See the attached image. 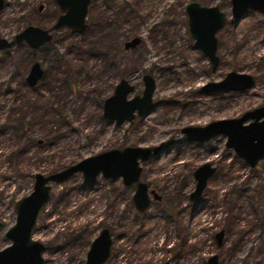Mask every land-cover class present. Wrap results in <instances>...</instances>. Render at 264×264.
Wrapping results in <instances>:
<instances>
[{
    "label": "rangeland",
    "instance_id": "obj_1",
    "mask_svg": "<svg viewBox=\"0 0 264 264\" xmlns=\"http://www.w3.org/2000/svg\"><path fill=\"white\" fill-rule=\"evenodd\" d=\"M128 1L137 4L145 16L137 31L141 43L136 48L123 50L116 61L125 70V79L135 86L133 95L141 94L144 75L154 78L156 89L148 115L117 126L102 117L97 103V93L103 88L108 87V95L112 93L108 85L112 80L104 83L90 77V65H96L94 61L82 65L76 59L85 58L84 51L97 39L104 36L100 42L110 44V32H120V21L117 23L109 5L96 0L89 6L87 18L91 25L83 40L81 36L70 38L67 30H61L53 33L51 43L30 51L13 38L27 26L50 28L60 14L54 0H4L0 10V38H6L9 47L0 51V58L5 52L8 54L7 63L0 64V123L8 120L11 111L26 101L35 105L32 110L36 109L37 114L53 113L49 93L40 89L44 81L34 91L22 86L21 79L33 62L41 64L51 75L49 79L62 78L66 67L71 65L73 72L81 65L84 72L79 78L81 81L74 80L75 91L63 96L62 114L55 116L58 124L63 125L55 138H45L46 128L36 116L37 122L28 129V134L0 133V219L5 229L14 224V202L31 192L36 173H51L114 147L162 145L164 150L160 155L142 164V177L159 191L163 200L160 203L152 200L137 221L134 220L133 188L124 186L121 179L111 181L99 176L95 183L88 185L83 183L81 173H75L61 183H51L50 199L40 211L33 232V237L45 244L44 264H83L89 248L85 238L91 240L104 226L113 234L111 255L105 264H137V259L140 263H166L171 247L167 241L174 242L176 232L173 228L167 229L163 203L175 199L179 191L183 199L177 208L181 209L182 220L188 226L189 242L198 241L199 248L180 264H201L202 259L206 262L212 254L218 256L219 264H263L264 159L250 168L225 147L222 135L200 146L183 143L185 135L181 128L237 117L264 104V16L248 11L236 23L231 19L230 0ZM191 1L206 7L218 6L227 17L216 34L220 64L214 73L208 59L193 48L188 33L185 6ZM108 18L115 24L105 25L102 31L103 22ZM122 26L121 40L129 37L125 44L133 39L131 32L135 30L127 23ZM73 44L82 50L62 58V67L58 62L54 67L55 51L65 55ZM58 71L60 74L56 75ZM230 71L253 76L255 88L217 96L199 93L202 85L219 81ZM17 148H22L21 155L15 153ZM206 161L216 165L217 173L208 180L200 200L190 202L187 194L194 187L193 170ZM198 206L199 211L193 215ZM119 214L126 217L124 229L128 233L116 238V233L122 231L117 227ZM5 229L0 236L1 246L9 243L3 238ZM220 229L224 230V237L217 246L214 234ZM142 238L146 244L136 240ZM128 257L132 259L130 263Z\"/></svg>",
    "mask_w": 264,
    "mask_h": 264
},
{
    "label": "water",
    "instance_id": "obj_2",
    "mask_svg": "<svg viewBox=\"0 0 264 264\" xmlns=\"http://www.w3.org/2000/svg\"><path fill=\"white\" fill-rule=\"evenodd\" d=\"M60 11L55 23L48 29L27 26L17 33L13 40L17 44L24 43L30 49H39L49 43L52 33L69 30L71 34H82L86 28V19L91 0H54ZM4 0H0V10ZM231 19L236 23L244 18L247 10L264 15V0H230ZM41 10V6L39 7ZM188 33L193 41V48L199 50L209 60L212 70L219 65L216 55V33L226 22V15L218 6L206 7L197 1H191L185 6ZM141 39L135 37L124 44V49L135 48ZM9 46L6 38H0V51ZM43 77V70L39 63H34L26 77L29 87H35ZM144 89L141 96L129 99L134 87L128 80L122 79L115 87L112 96L104 100L103 117L120 125L124 121H131L135 117L149 112L156 82L151 75L142 77ZM255 87V80L251 75L229 72L218 82L207 83L202 90L205 92L243 91ZM186 142L205 141L217 135L226 137V147L231 148L235 155L242 159L250 168L264 159V106L253 109L238 117L220 118L205 125H187L181 128ZM40 141V140H39ZM163 151L162 145L141 146L127 145L110 148L83 159L55 172L34 175V183L29 194L14 202L15 222L5 229V223L0 220V236L9 243L1 247L0 264H43L42 251L44 245L33 238V231L39 212L49 201L51 183H61L75 173H81L84 183H94L100 175L107 180L121 178L123 185L134 186L132 202L138 212L145 211L150 204L151 196L159 199L154 189L149 190L146 182L141 180V164L153 155ZM215 168L209 163L198 166L193 177L195 186L189 194V200L195 202L204 190L209 177ZM223 230L216 233L217 245L222 244ZM113 237L109 228L103 227L99 234L91 241L86 253L84 264H104L110 256ZM206 264H219L218 256L212 254Z\"/></svg>",
    "mask_w": 264,
    "mask_h": 264
},
{
    "label": "trees",
    "instance_id": "obj_3",
    "mask_svg": "<svg viewBox=\"0 0 264 264\" xmlns=\"http://www.w3.org/2000/svg\"><path fill=\"white\" fill-rule=\"evenodd\" d=\"M108 7L110 8V11L112 12L115 19L117 20V23L120 21L118 23V28H120V32L114 31L113 34L110 32L108 36L109 40H111L110 44H104L100 42V40H102L104 36L101 39H99V41L97 39L93 43L90 42L93 44V46L89 47L88 48L89 50L86 49L84 51V53H87L86 57L83 58L81 56L80 58L76 57V59L78 60V62H82V65H87L89 62L94 61L93 63L96 65H93V66L90 65V69H91L90 77L101 79L102 80L101 82H104V83H106V81H109L111 79L112 82L114 83L115 80L125 78L126 76L125 70L123 69V67H121V63L116 61V57H118L117 55L123 52L124 41L129 40L128 39L129 37L127 36H125L121 40V29L123 28L122 25L125 23L131 25L132 29L135 30L131 32L133 33L131 35L132 36L131 38H134L138 36V32H137L138 26L141 22L145 20V16H143L142 11H140L137 4L133 5L128 0H116V2L114 1ZM112 23L114 22H111L109 18L105 19L101 27V30L103 31L105 29V25L109 26ZM89 25H91V23H89ZM85 34L81 36L82 40L84 37H86ZM93 36L95 37L96 35L93 34ZM68 37L71 38V37H76V36L68 35ZM79 47L75 44H73V46H69L67 48L65 55L69 56L73 52L79 53L82 50V48H79ZM6 53L7 52H5L4 56L0 58V64L7 63L8 54ZM55 53H56L55 56L57 57V61L54 60L53 66L54 67L57 66L56 62H58L59 66H61L60 59L58 58V56H64V55H59L56 51ZM98 61H100V63H97ZM82 65H81V68L80 66H78L79 69L74 70V72H73V69L71 68L72 65L71 67L70 66L66 67L67 73L64 72L65 75L62 78H58L57 76L55 77L52 76L53 79H49L51 77L48 75V72H45V77L43 79L44 82L41 84L42 86L40 87V89H43L49 93L50 95L49 97L52 100L51 101L52 105L54 106L53 113L49 115L46 113L37 114L36 109L32 110V108H36L35 105L31 102L27 103L26 101L20 107L15 108L13 112L11 111L12 114H10L11 116L9 115L10 118L8 117V120H6L4 123H0V133L2 132L5 133L9 131L14 133L16 131H21V132L28 134V129L31 127V125L34 122L38 121L39 123L43 124V126L46 128L45 138L47 140H50L51 137L55 138L56 137L55 133H59L60 126L63 125V124H58L55 116L62 114L61 112L62 105H60V103H62V99L64 98L63 96H65L68 93H73L75 91V89L73 88L74 80L79 79L84 74L82 70ZM117 71H119V73ZM58 74H60L59 71L56 75ZM21 81L23 82V79H21ZM22 86L28 89L27 87L24 86L23 83H22ZM28 90L34 91L35 89H28ZM108 90L109 89L107 87L106 89L104 88L99 93H97V97H98L97 103L99 105L101 104L103 98H105V95ZM27 109H29V111H26ZM35 116L38 117L37 121H35ZM22 152H23L22 148H17V150H15V153L19 155H21ZM183 185H185V183H183ZM180 196H182V194L179 191L178 196H177L178 201L181 198ZM260 198L262 199V197ZM173 203H174L173 199L172 200L168 199L163 203V206L165 205L166 207L165 213L167 216L174 215L176 217L174 225H175V229H177L178 231L177 232L178 236L179 235L181 236L183 234L184 242L182 246H183V249L185 250L183 252V255L186 257L188 254L195 253L199 249L197 248L198 241H193V243L189 242L191 240V236H189L188 226L184 224V221L182 220L181 215H180L181 212L177 210V208L175 209V205ZM255 204L257 205L258 203L255 202ZM137 215L141 216V214L139 213ZM85 241L89 244L90 237L89 239L85 238ZM205 263L206 262L202 259L201 264H205Z\"/></svg>",
    "mask_w": 264,
    "mask_h": 264
},
{
    "label": "flooded vegetation",
    "instance_id": "obj_4",
    "mask_svg": "<svg viewBox=\"0 0 264 264\" xmlns=\"http://www.w3.org/2000/svg\"><path fill=\"white\" fill-rule=\"evenodd\" d=\"M93 1H96V0H91V3H90V5L93 3ZM103 1V3L105 4V5H109L110 6V4H112L114 1L116 2V0H102ZM89 5V6H90ZM41 6V5H40ZM39 6V7H40ZM38 7V10L39 11H41L42 9H43V6H41V10H40V8ZM59 10V9H58ZM248 11H252V10H247V12ZM60 12V11H59ZM247 12H246V14H247ZM254 12H256V11H254ZM246 14H245V16H246ZM60 14H58V16H59ZM263 15V14H262ZM58 16H57V18H58ZM87 16H88V14H87ZM244 16V17H245ZM264 16V15H263ZM57 18H56V20H57ZM55 20V21H56ZM242 20V19H241ZM240 20V21H241ZM226 21H227V17H226ZM235 22V21H234ZM55 23V22H54ZM226 23V22H225ZM86 25H87V28H86V30L82 33V34H80V35H78V34H71L70 32H69V30H67V33H68V35H71V36H82V35H84L85 33H87V31L89 30V27H90V25H89V23H88V18L86 19ZM225 25V24H224ZM223 25V26H224ZM63 30H66V29H63ZM221 30V29H220ZM61 31V30H60ZM59 32V31H58ZM218 32H219V30H218ZM55 33V32H54ZM217 34V33H216ZM53 33H52V39H51V41L53 40ZM137 37V36H136ZM135 38V37H134ZM133 38V39H134ZM51 41L49 42V43H51ZM49 43H47V44H49ZM141 43V42H140ZM139 43V44H140ZM21 44H24V43H21ZM47 44H45V45H47ZM26 45V44H25ZM45 45H43V46H45ZM43 46L42 47H40L39 49H41V48H43ZM9 47V46H8ZM136 48V47H135ZM7 49V48H6ZM29 50H34V49H30V48H28ZM39 49H36V50H39ZM123 50L124 51H126V50H130V49H124V45H123ZM59 55H63V54H59ZM216 55H217V50H216ZM67 55H64V56H58V58L60 59V60H62V58H65ZM205 56V55H204ZM218 56V55H217ZM206 57V56H205ZM207 58V57H206ZM218 58H219V56H218ZM209 61V60H208ZM37 61H35V62H33L31 65H30V67H29V70H28V72H27V74H26V76L23 78V84H24V86L25 87H27L28 89H36V88H38V86H39V84L43 81V79H44V77H45V70L42 68V66H41V64L39 63V62H37V63H39L40 64V66H41V69L43 70V77H42V79L38 82V84L35 86V87H29V85L27 84V82H26V77H27V75H28V73H29V71H30V68H31V66L34 64V63H36ZM210 63V62H209ZM219 64H220V58H219ZM218 67H219V65H218ZM218 67H217V69H218ZM217 69L215 70V71H213L212 70V67H211V64H210V70H211V72H216L217 71ZM230 72H235V71H230ZM20 73V72H19ZM229 73V72H228ZM227 73V74H228ZM236 73H238V72H236ZM49 76L51 77V75L49 74ZM225 76H226V74H225ZM224 76V77H225ZM223 77V78H224ZM253 77V76H252ZM222 78V79H223ZM254 78V77H253ZM122 79H125V78H121V79H119L118 80V82L120 81V80H122ZM222 79H220V80H222ZM127 80V79H126ZM219 80V81H220ZM254 80H255V78H254ZM118 82L116 83V84H113V83H108V85H110V89L112 90V93L110 94V95H108L107 93H106V95H105V98H103V100H102V102H101V104L99 105V107H100V109H101V115H102V117H103V104H104V100H106L107 98H109L110 96H112L113 95V93H114V90H115V87H116V85L118 84ZM214 82H218V81H214ZM107 83V82H106ZM129 83H131V82H129ZM142 83H143V81H142ZM208 83H210V82H208ZM112 84V85H111ZM132 84V83H131ZM207 84V83H206ZM206 84H204V85H202L200 88H199V93H203V94H208V95H215V96H217V95H221V94H225V93H231V92H234V91H227V92H205V91H203L202 90V88L206 85ZM133 85V84H132ZM112 86V87H111ZM255 86H256V80H255ZM133 87H134V91H133V93L129 96V99L130 98H133V97H136V96H141V94H142V92H143V90H142V92H141V94L140 95H133L134 94V92H135V86L133 85ZM255 87H253L252 89H254ZM104 89V88H103ZM143 89H144V85H143ZM155 89H156V86H155ZM252 89H247V90H252ZM247 90H243V91H238V92H244V91H247ZM108 92V91H107ZM155 92V91H154ZM153 97H154V94H153ZM261 106H264V104H262V105H260V106H258V107H256V108H259V107H261ZM153 107V101H152V105H151V108ZM151 108H150V110H149V112L147 113V114H145V115H142V116H138L137 115V112H135V117L131 120V121H124L123 123H125V122H129V123H131V122H133L135 119H137V118H142V117H145L146 115H148L150 112H151ZM256 108H253V109H256ZM253 109H251V110H253ZM251 110H248V111H251ZM248 111H246V112H248ZM246 112H244V113H246ZM243 113V114H244ZM242 114V115H243ZM239 116H241V115H239ZM236 117V116H235ZM238 117V116H237ZM104 118V117H103ZM225 118H232V117H225ZM105 119V118H104ZM220 119V118H219ZM105 120H107V119H105ZM216 120V119H215ZM109 121V120H108ZM211 121H213V120H211ZM211 121H209V122H211ZM112 122H114V121H112ZM209 122H207V123H209ZM123 123H121L120 125H122ZM207 123H205V124H207ZM205 124H203V125H205ZM117 126H119V125H117ZM196 126H202V125H196ZM220 135H222V134H220ZM217 136H219V135H217ZM217 136H215V137H213V138H211V139H209V140H205V141H192V142H187L188 144L189 143H194V144H196V145H198V146H200L201 144H203V143H205V142H208V141H210V140H213L214 138H216ZM222 136H224V135H222ZM225 137V136H224ZM186 142V138H185V140L183 141V143H185ZM38 143H41V140L39 141L38 140ZM225 143H226V137H225ZM225 143H224V145H225ZM124 146H127V145H124ZM124 146H120V147H124ZM163 147V146H162ZM225 147H226V145H225ZM114 148H118V147H114ZM227 148V147H226ZM227 149H230V150H232L231 148H227ZM108 150V149H107ZM163 150H164V147H163ZM233 151V150H232ZM163 152V151H162ZM235 154V153H234ZM160 155V154H159ZM155 156H157V155H153V156H151V157H155ZM87 157V156H86ZM151 157H149V159L151 158ZM83 159V158H82ZM148 159V160H149ZM81 160V159H80ZM147 160V161H148ZM79 161V160H78ZM147 161H145V162H147ZM243 161V160H242ZM77 162V161H76ZM145 162H143V163H145ZM244 162V161H243ZM73 163H75V162H72V163H70V164H67V165H65V166H63V167H61L60 169H63V168H65V167H67V166H69V165H71V164H73ZM142 163V164H143ZM204 163H209L212 167H214L215 168V172H214V174L211 176V177H209V179L210 178H212L216 173H217V167H216V165L214 164V163H212V162H209V161H206V162H204ZM204 163H202V164H204ZM245 163V162H244ZM141 164V166H142V172H141V180H143L144 182H146L144 179H143V177H142V174H143V165ZM202 164H200V165H202ZM246 164V163H245ZM200 165H198V166H200ZM197 166V167H198ZM196 167V168H197ZM195 168V169H196ZM59 169V170H60ZM194 169V170H195ZM194 170H193V172H194ZM55 171H58V170H55ZM55 171H53V172H55ZM100 176V175H99ZM98 176V177H99ZM98 177H97V179H98ZM101 177V176H100ZM69 178V177H68ZM67 178V179H68ZM103 178V177H102ZM97 179H96V181H97ZM118 179H121V178H118ZM193 179H194V177H193ZM208 179V180H209ZM107 180V179H106ZM117 180V179H116ZM65 181V180H64ZM95 181V182H96ZM111 181H114V180H111ZM94 182V183H95ZM122 182V181H121ZM194 182H195V180H194ZM84 183V182H83ZM147 183V182H146ZM207 183H208V181H207ZM85 184H88V185H91V184H93V183H85ZM123 184V183H122ZM147 185H148V189L149 190H151V189H154L156 192H157V194H159V199H154L152 196L150 197L151 198V200H150V203H151V201L152 200H154V201H156V202H158V203H160L162 200H163V198H162V195L159 193V191H157L155 188H153V187H151L148 183H147ZM125 186V185H124ZM194 186H195V183H194ZM206 186H207V184H206ZM206 186H205V188H206ZM126 187H130V188H133V193H134V190H135V187L134 186H126ZM194 188V187H193ZM204 188V189H205ZM193 190V189H192ZM191 190V191H192ZM190 191V192H191ZM204 191V190H203ZM203 191H202V193H201V196L195 201V202H198L199 200H200V198L202 197V195H203ZM190 192L187 194V198H188V200H189V194H190ZM133 195V194H132ZM185 195V194H184ZM182 198H180L179 199V201L177 200V197L175 198V199H173L174 200V204H175V206H176V208H177V206L178 205H180L179 203H181V199H183V195L181 196ZM190 201V200H189ZM191 202V201H190ZM163 203V202H162ZM134 205V204H133ZM150 205V204H149ZM43 209V208H42ZM41 209V210H42ZM134 209H135V213H134V215H135V217H134V220H136L137 221V217H139L137 214L139 213V214H141V216H143L142 215V213L144 212H138L137 210H136V208H135V206H134ZM165 209H166V207H165ZM165 209H164V219L166 220V226H168L167 227V229L169 230V227L170 228H173V230L176 232V237H174V238H172V240L173 239H175V241L174 242H170L171 240H168L167 242H168V245H170L171 244V247H170V249H169V252H170V256H167L166 257V263L165 262H163V263H160V264H180V262H181V260L183 261L184 259H185V256L183 255V252H184V249H183V246H182V244H183V242H184V238H183V234L180 236H178V234H177V229H175V220H176V217L174 216V215H166V213H165ZM199 209V206H198V208L197 209H195V211H194V213H193V215L195 214V213H197V211H199L198 210ZM177 210H179L180 212H181V218H182V211H181V209L180 208H177ZM146 211V210H145ZM40 213V212H39ZM39 215V214H38ZM38 218V217H37ZM1 221H3L2 219H0ZM125 220H126V217L123 215V216H121V214H119L118 215V217H117V220L116 221H118V223H117V227L119 228V230H120V228H122V231H119V233H116V238H120V237H124L125 235H127V233H128V229H124V227L126 226V223H125ZM36 223H37V220H36ZM36 225V224H35ZM104 227H107V226H104ZM8 228V227H7ZM103 228V227H102ZM101 228V229H102ZM107 228H109V227H107ZM34 229H35V227H34ZM100 229V230H101ZM110 229V228H109ZM100 230H99V232H100ZM220 230H223V229H220ZM219 230V231H220ZM110 231H111V229H110ZM34 232V231H33ZM99 232H98V234H99ZM111 233H112V231H111ZM143 233V232H142ZM217 233V232H216ZM216 233L214 234V237H215V235H216ZM97 234V235H98ZM96 235V236H97ZM95 236V237H96ZM142 236V235H141ZM95 237H93L91 240H90V243H91V241L95 238ZM112 237H113V234H112ZM223 237H224V230H223ZM223 237H222V242H223ZM34 238V237H33ZM170 238V235H168V239ZM35 239V238H34ZM35 240H37V239H35ZM140 244H143L145 241H143V238L139 241V239H136ZM135 240V243H137V241ZM215 240H216V238H215ZM37 241H39V242H41L40 240H37ZM176 241H177V243H176ZM0 243H1V238H0ZM43 245H44V249H43V251L45 250V244L43 243V242H41ZM90 243L88 244L89 246H90ZM145 244H146V242H145ZM216 244H217V241H216ZM7 245V244H6ZM6 245H4V246H6ZM112 245H113V243H112ZM218 246V245H217ZM1 247H3V246H1ZM176 247H177V249H176ZM135 248H137V246L135 247ZM89 249V248H88ZM138 249V248H137ZM43 251H42V253H41V255H42V258H43ZM88 251V250H87ZM87 251H86V253H87ZM111 251H112V249H111ZM132 251L136 254V250L134 249V247L132 248ZM171 251H172V253H171ZM110 255H111V253H110ZM110 257V256H109ZM109 257L107 258V260L109 259ZM142 258H144V256H142ZM85 259H86V255H85ZM128 259H129V262L128 263H130V261H132V259L130 258V257H128ZM127 259V260H128ZM135 259H137V258H135ZM107 260H106V262H107ZM134 260V259H133ZM138 260V263L137 264H153L151 261H142L141 263H140V260L139 259H137ZM105 262V263H106ZM206 262H207V259H206ZM85 263V260H84V262H83V264ZM104 263V264H105ZM43 264H44V259H43ZM264 264V263H263Z\"/></svg>",
    "mask_w": 264,
    "mask_h": 264
}]
</instances>
